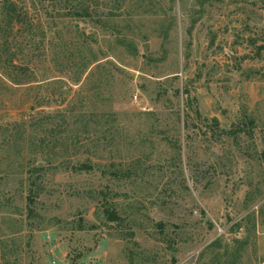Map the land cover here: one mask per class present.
I'll return each instance as SVG.
<instances>
[{"label": "rangeland", "instance_id": "obj_1", "mask_svg": "<svg viewBox=\"0 0 264 264\" xmlns=\"http://www.w3.org/2000/svg\"><path fill=\"white\" fill-rule=\"evenodd\" d=\"M263 263L264 0H0V264Z\"/></svg>", "mask_w": 264, "mask_h": 264}, {"label": "trees", "instance_id": "obj_2", "mask_svg": "<svg viewBox=\"0 0 264 264\" xmlns=\"http://www.w3.org/2000/svg\"><path fill=\"white\" fill-rule=\"evenodd\" d=\"M8 14L10 15V21L15 19V7L10 4L6 7ZM16 20V19H15ZM77 118V117H76ZM215 122V126L218 127L217 121ZM78 123V121H76ZM75 124V123H74ZM88 125V124H87ZM86 125V126H87ZM243 132V130L238 129L237 131H224V134H227L228 136H236L239 132ZM81 142L79 139L73 138L71 141V148L75 149L77 146H80ZM93 164V163H92ZM91 163H80L79 165H75L72 167L73 172L75 173H82V172H90L94 170V166ZM30 204H34L33 198H30ZM107 207H105L104 212L107 217V220L111 223H119L122 221V218L120 217L119 213H117L116 210H114L109 203L106 204Z\"/></svg>", "mask_w": 264, "mask_h": 264}, {"label": "built area", "instance_id": "obj_3", "mask_svg": "<svg viewBox=\"0 0 264 264\" xmlns=\"http://www.w3.org/2000/svg\"><path fill=\"white\" fill-rule=\"evenodd\" d=\"M135 101H137V97H134ZM264 264V263H263Z\"/></svg>", "mask_w": 264, "mask_h": 264}]
</instances>
